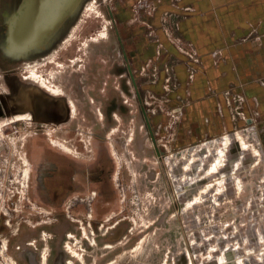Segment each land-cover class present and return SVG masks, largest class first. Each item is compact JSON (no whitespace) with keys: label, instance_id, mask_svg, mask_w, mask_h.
<instances>
[{"label":"rangeland","instance_id":"rangeland-1","mask_svg":"<svg viewBox=\"0 0 264 264\" xmlns=\"http://www.w3.org/2000/svg\"><path fill=\"white\" fill-rule=\"evenodd\" d=\"M173 2L69 0L41 41L24 46L18 31L33 28L43 7L0 0V188L22 206L11 225L0 213L1 264H264V109L244 88L229 87L209 120L190 119L189 85L201 61L163 9ZM110 9L153 102L154 134L122 77ZM106 29L107 38L98 36ZM178 60L187 80L177 78ZM32 70L64 95L27 79ZM42 129L74 153L53 147ZM19 167L30 173L32 202L24 201ZM91 194L92 217L85 205L68 209ZM37 202L50 212L38 213Z\"/></svg>","mask_w":264,"mask_h":264},{"label":"crops","instance_id":"crops-1","mask_svg":"<svg viewBox=\"0 0 264 264\" xmlns=\"http://www.w3.org/2000/svg\"><path fill=\"white\" fill-rule=\"evenodd\" d=\"M164 5L201 61L189 85L190 119L204 123L229 87L244 88L264 109V0H175ZM176 64L177 78L185 80L186 63Z\"/></svg>","mask_w":264,"mask_h":264},{"label":"bare ground","instance_id":"bare-ground-1","mask_svg":"<svg viewBox=\"0 0 264 264\" xmlns=\"http://www.w3.org/2000/svg\"><path fill=\"white\" fill-rule=\"evenodd\" d=\"M69 0H39V5L41 4V8L43 7L42 10V15L37 16V19L34 21L33 23V28H30L29 30H27V32H25L22 35V31H18V39H19V43L21 45H29L33 42H39L41 41V39L43 38L42 34L45 32V25L48 23L49 20H51V16H56L59 15V12L63 10V8L67 5V2ZM75 2V1H74ZM32 4V3H31ZM37 4V3H36ZM109 35V31L108 29L101 32L98 36L102 37V38H107ZM21 36V37H20ZM95 38V37H94ZM99 38V37H98ZM96 38V39H98ZM37 39V40H35ZM35 40V41H34ZM19 47V46H18ZM33 71V70H32ZM27 79H31L35 82H37L40 86H42L43 88H45L47 91H49L51 94H54L55 96H60V95H64L63 90L56 86L54 84V82H49V80H47L46 78H44L41 74L39 75L38 72H31L30 75L26 76ZM116 116V115H115ZM24 119V116L21 115H17L14 117V120H21ZM6 124V122H4L2 125ZM116 130V129H115ZM113 132V131H112ZM48 135H50L51 141H52V146L58 148L59 150L63 151V152H67V153H74V149L72 150L71 147L65 143L64 141L60 140V139H56L54 138V134H49L47 132ZM239 136V135H238ZM114 138V134L111 135V139ZM239 139H241V144H242V148L243 149H248L249 145L248 143L243 139V137L240 135ZM226 140H228V138H226ZM112 146V155L113 157L117 160L118 163V167L121 166L122 162V156L121 154L117 151L114 142L111 143L109 142ZM116 143V142H115ZM227 143V141H226ZM77 155V154H76ZM220 156H225V153L223 152V150H221L219 152V157ZM27 159H29L28 155L26 156ZM221 161V160H220ZM28 166V165H27ZM220 162L215 163V168H218L217 172H219L220 170ZM25 171V177H27L28 175V171ZM24 177V178H25ZM118 180V185L121 186L120 189L125 193V187L121 184V178L119 177V175L116 173L115 174V181ZM121 184V185H120ZM27 187V186H26ZM28 189V187H27ZM93 201V197L91 196L88 200L89 204ZM81 201L79 198H74L71 201L70 207H74L77 204H79ZM34 206L40 207L37 203H34ZM0 210L3 214H5L6 216H8L7 218H12V211L10 210V208L6 205V204H1L0 206ZM47 209L42 207V213H46ZM12 221V220H11ZM9 221V223L11 222ZM44 222L46 221H41L38 222L37 225H42L44 224ZM4 254L7 256L9 255L8 252L6 250H4ZM74 255H76V251L74 250ZM13 260V259H12ZM15 261V260H13Z\"/></svg>","mask_w":264,"mask_h":264},{"label":"flooded vegetation","instance_id":"flooded-vegetation-1","mask_svg":"<svg viewBox=\"0 0 264 264\" xmlns=\"http://www.w3.org/2000/svg\"><path fill=\"white\" fill-rule=\"evenodd\" d=\"M27 11H29V9L27 10ZM112 12V13H111ZM109 14H110V16L112 17V18H114V21H115V24L113 25L114 26V28H115V32H116V35H117V39H118V41L120 42L119 44H120V46H119V53H120V55H121V57H122V60H123V62H122V67H121V70H122V77H125V85L128 87V91H129V93H131L136 99H137V101L139 102V107H140V111H141V114H142V118H143V121H144V123H145V126H146V130L148 129L149 130V128L151 129V131H152V133L154 134V132H155V128H154V122H153V117H152V115L150 114V112H152V113H155L154 111H152L149 107H148V104H152L153 102H149V101H147L146 100V98H144V95H143V91H142V88H141V85H140V77L137 75V73H136V70H135V68H134V65H133V63H132V61H131V58H130V55H129V53H128V51H127V49H126V47H125V44H124V41H123V39H122V36H121V33H120V29H119V27H118V25L116 24V19H115V16H114V12H113V10L112 9H110L109 10ZM107 30V29H106ZM130 67V68H129ZM157 73H155V74H153L154 76L156 75ZM159 78H156V80H154L153 82L154 83H157L156 81L158 80ZM47 80H49V79H47ZM127 84H129V85H127ZM151 88H152V86H151ZM154 88H152V90H153ZM71 106H72V100H71ZM29 120H32V119H29ZM36 123H38L39 124V126H41V127H45V126H48L49 124H46L47 123V121H45V120H42V122H36ZM153 128H154V130H153ZM46 130L45 129H42V133H45L46 134ZM147 135H148V137H149V134H148V132H147ZM48 139H49V136H48ZM149 139H150V137H149ZM156 140V136H154V141ZM50 142V141H49ZM51 144V143H50ZM3 146V145H2ZM2 146L0 147V148H2ZM155 148V152L156 153H159V150H158V148L157 147H154ZM1 152V151H0ZM27 154H28V152H26L25 154H24V160H26V161H29L30 160V156H29V154H28V156H29V159H27L26 158V156H27ZM19 169H21L20 171H21V186H22V190H21V192H22V194H23V198H24V201H27V202H32V199H31V194H30V196H29V198H27V195L26 194H28V190H29V193H30V186H29V180H28V178L30 177V173L28 172V175H27V177H25V171L24 170H26V169H24V168H20L19 167ZM117 170V169H116ZM9 173V172H8ZM116 173V172H115ZM25 177V178H24ZM20 186V187H21ZM26 186L28 187V189H26ZM19 187V188H20ZM3 196L4 197H6V199H7V203H8V205H9V207L10 208H12V210H13V216H12V218H7L8 216H6L5 214H3L2 212H1V210H0V213L3 215V216H5V219H4V223L5 224H7V225H11V223H9V221H11L12 220V224H13V221L14 220H20L21 218L19 217V216H17L16 215V213L17 212H19V211H21L19 208H22V206H20L19 204H18V200H17V202L15 201L16 200V198L14 197H11V196H9V195H7L6 193H5V190L3 189V188H0V204L1 203H3L2 202V200H3ZM90 196H92L93 197V201L89 204V202H88V200H89V198H90ZM75 197H78L79 199H80V201H81V204H77L76 206H74V207H70L69 208V206H68V204H67V207H68V209L70 210V209H74V208H76V207H79V206H81V205H85V207H86V210H87V216H89V217H92L93 215H94V204H95V199H94V196L91 194V195H89V196H86V197H80V196H75ZM72 199V198H71ZM6 202V200H4V203ZM36 202V201H35ZM70 202V201H69ZM68 202V203H69ZM14 203H16V204H14ZM11 204H13V206L11 205ZM37 204L40 206V207H44V208H46L47 209V212L46 213H42V211H38V213H40V214H43V215H47L50 211L48 210V208L46 207V206H44V205H41L40 203H38L37 202ZM72 210H70V211H72ZM6 250H7V247H6ZM8 251V250H7ZM0 264H1V262H0Z\"/></svg>","mask_w":264,"mask_h":264},{"label":"water","instance_id":"water-1","mask_svg":"<svg viewBox=\"0 0 264 264\" xmlns=\"http://www.w3.org/2000/svg\"><path fill=\"white\" fill-rule=\"evenodd\" d=\"M111 13H112V12H111ZM26 28H27V27H26ZM24 29H25V26H22L20 31L24 32ZM129 68H130V67H129Z\"/></svg>","mask_w":264,"mask_h":264}]
</instances>
